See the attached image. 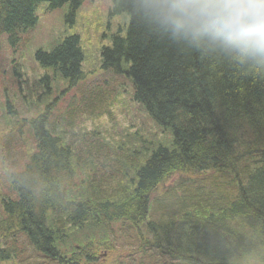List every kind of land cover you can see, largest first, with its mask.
<instances>
[{
	"label": "trees",
	"instance_id": "16d2710c",
	"mask_svg": "<svg viewBox=\"0 0 264 264\" xmlns=\"http://www.w3.org/2000/svg\"><path fill=\"white\" fill-rule=\"evenodd\" d=\"M12 1L21 6L9 10L11 26L26 27L15 43L5 34L0 51L5 44L27 53L37 44L24 37L38 27L29 11L37 0H0L1 8ZM44 1L58 4L52 11L62 10L69 26L85 0ZM113 2L121 19L100 50L106 78L75 90L68 113L47 107L40 85L86 82L76 35L32 53L44 75L29 76L23 90L0 85V224L35 210L42 227L11 228L51 264H74L81 252L84 264H97L92 254L101 250L116 255L105 264H228L226 257L264 264V70L174 41L142 14L139 0ZM20 116L26 122L14 128ZM193 178L216 190L209 192L216 203L176 184ZM13 259L0 249V264H19Z\"/></svg>",
	"mask_w": 264,
	"mask_h": 264
},
{
	"label": "clouds",
	"instance_id": "9594fccd",
	"mask_svg": "<svg viewBox=\"0 0 264 264\" xmlns=\"http://www.w3.org/2000/svg\"><path fill=\"white\" fill-rule=\"evenodd\" d=\"M139 5L174 41L264 70V0H139Z\"/></svg>",
	"mask_w": 264,
	"mask_h": 264
},
{
	"label": "bare ground",
	"instance_id": "6f19581e",
	"mask_svg": "<svg viewBox=\"0 0 264 264\" xmlns=\"http://www.w3.org/2000/svg\"><path fill=\"white\" fill-rule=\"evenodd\" d=\"M10 3V4H9ZM6 3L5 5H2V8L0 6V43H4V37L5 34H7L8 36L5 37L6 41H9L10 43L12 42H17V34L18 33H22L25 30V27H19V28H15L12 27L11 25H14L13 20L10 21L9 16H8V12L9 10L12 8H14V11L17 12L18 8H20V4L16 3L14 4V6L12 5V2ZM57 5H55L52 2H47L44 0H37V1H33L30 3L29 5V11L32 13V16H38V17H48L50 12L57 7ZM5 9V14L2 15L1 11ZM34 14V15H33ZM116 14V12H113L112 14H110L111 16H114ZM110 21H114L113 18H109ZM65 22V20L61 23V25ZM72 24H74L75 22L73 20H71ZM16 25L18 26H22L21 23H17ZM9 28V29H8ZM50 29L55 32V29L50 26ZM57 34V32H56ZM25 38H27L28 40H34V37L30 34H25L24 35ZM49 42H51L52 44H54L55 46H60L63 47V42H62V37L61 36H57L53 37L49 40ZM45 50V49H43ZM47 50V49H46ZM18 51V47L17 50L15 52ZM31 61L34 62L35 58L32 57ZM17 65L16 67L10 68L9 71L11 72V74L15 77V81L14 80H10L7 78H3L0 76V83L4 84L5 86H7L8 88H12L15 84L18 85L20 88H22V90L25 88V80L23 78L24 75H26V73L29 72L28 70V65L25 62L24 59V52H23V48L20 46L19 52H18V59H16ZM85 74V73H84ZM86 76V75H85ZM82 80V79H80ZM77 80L74 84H63L59 87L58 91H55L51 86H46V85H40V93L42 95V98L45 100V105L51 109H53V111L55 113H63L66 114L68 113V111L71 110V95L72 92L74 90H77L79 88L85 89L86 88V84L83 81ZM43 84V83H42ZM24 87V88H23ZM89 92V91H88ZM93 92H90L89 95H93ZM12 125L14 128H19L22 127L24 125V123L26 122L25 118L20 116V117H16L15 119H12ZM71 122H73V127L77 125L76 122H74V120L72 119ZM42 139V138H41ZM47 140H40L38 142V144H40L42 146L43 143H45ZM51 145V143H50ZM49 146V145H48ZM106 178V176L100 174L98 176L99 180H104ZM184 183H188V182H184ZM189 190L193 191V192H200L203 193V195H206V198L208 199V203H216L217 201L213 198H211V196L209 195V192L212 193L214 191H216L213 188H209V187H205L203 183H194V184H190L189 186ZM181 195H184V192L181 193ZM222 194H219V196ZM223 196V195H222ZM223 199V197H219L218 200ZM175 202V201H172ZM235 203V202H233ZM106 210H104L105 213H103L105 215L104 219L105 221L108 219V222L113 221V217L111 214L107 215L106 211H107V207ZM34 210V209H33ZM91 211V209H90ZM34 212L32 211L33 217L32 218V214L30 213L29 215H23V212L18 213L19 215H13L7 219H5V223L6 225H1L0 224V249L4 248L8 253H12V257H14L15 259H13L14 261H16L19 264H51V260L50 259H46L45 261H40L41 259L44 258L45 255H47L44 252V249L38 247V245H36L33 242V245L31 243H28V241H26L25 243H23V236L21 233H13L12 230V226L14 225L15 227H26V226H31L33 223H35L36 225H38V227H42L44 225V221L39 217L36 218L34 216ZM92 213V212H91ZM98 213L99 216H101V211H96V214ZM72 212H69L68 215H71ZM93 214V213H92ZM23 215V216H22ZM94 215V214H93ZM96 215V216H98ZM95 216V217H96ZM98 216V217H99ZM159 216V215H158ZM161 216H163V214H161ZM200 216H204V213H201ZM35 219V220H33ZM102 219V216L101 218ZM242 222L244 223V221L242 220ZM113 224V222H112ZM114 225V224H113ZM177 226V225H176ZM179 226L182 229H185V226L179 224ZM228 228L231 227V224L227 225ZM115 228V226H114ZM42 237H47V235H43L42 233H40ZM17 238V241H20L21 245L19 247H23V248H19L18 252L14 251V238ZM164 240L159 239L157 242L156 247L157 248H161L163 246V242ZM174 241L178 244L179 247H183L182 249H185V247H188V241H183L181 240L178 236L174 235ZM43 243H45V247H47L48 244H46L45 240L43 241ZM44 248V247H43ZM60 251H58V253L60 254H65L66 252L68 253V251L62 247L59 248ZM86 253H79V260L80 261H76V263L74 264H84L83 263V258L85 256ZM166 255V254H165ZM165 255H163L162 257L157 256V258H159L158 260L164 261L162 258L165 257ZM92 257L94 259V261H96L97 264H105L101 261L100 259V255L99 254H92ZM226 260L228 262V264H236V261L234 259H232L231 257H226ZM34 262V263H31Z\"/></svg>",
	"mask_w": 264,
	"mask_h": 264
},
{
	"label": "rangeland",
	"instance_id": "374dc122",
	"mask_svg": "<svg viewBox=\"0 0 264 264\" xmlns=\"http://www.w3.org/2000/svg\"><path fill=\"white\" fill-rule=\"evenodd\" d=\"M109 0H85L78 10L76 17L74 18V24L65 25L63 22L62 11L54 12L49 14L48 17H39V24L35 32L31 33L34 39L38 42L34 45L31 50L24 53L25 62L28 65L29 72L23 76L24 80L29 84L32 80L29 76L39 78L44 75V72L36 66L34 62L31 61L32 53L38 49H47L53 46L49 40L57 36L66 35H76L80 42V48L83 53L84 64L82 66L83 73L86 75V86L96 84L98 81L106 78L102 71H100V53L103 46L108 45V37L113 34L117 29V23L120 21V17H114V21H110L109 18ZM52 26L55 29L53 32L50 29ZM57 32V34H56ZM27 38H25L26 40ZM16 59H18V53H11L8 48L2 46L0 51V74L7 73V79H10L11 72L10 68H15L17 65ZM13 61V62H12ZM2 86V83H0ZM52 88L58 91L57 85L53 84ZM73 92L71 98L73 96ZM42 112V108L33 113L32 116L38 115ZM102 123L108 122L107 119H103ZM106 131H111V126L104 128ZM179 177H177L176 182ZM180 181V180H178ZM182 182V181H181ZM199 183L195 178H193L188 183H176L178 186H189L190 184ZM183 189V188H182ZM188 191L189 187H188ZM162 193V191H161ZM169 198L164 202V206L171 201ZM162 205V207H164ZM112 253L104 251L103 256L100 257L101 261L109 262L111 258L115 257ZM34 263V262H31ZM14 264V263H12Z\"/></svg>",
	"mask_w": 264,
	"mask_h": 264
}]
</instances>
